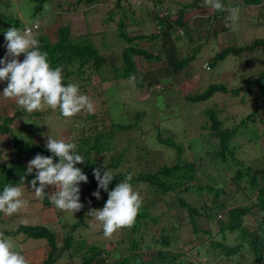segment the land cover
I'll list each match as a JSON object with an SVG mask.
<instances>
[{"label":"rangeland","instance_id":"374dc122","mask_svg":"<svg viewBox=\"0 0 264 264\" xmlns=\"http://www.w3.org/2000/svg\"><path fill=\"white\" fill-rule=\"evenodd\" d=\"M59 1L64 7L63 10L56 8ZM65 1L69 3L68 0ZM65 1L47 0L44 5L45 9L43 8L41 14L33 17L30 14L33 0L32 2L31 0H0V58L6 56L5 33L12 27L23 31L25 24L31 25L33 21H37L41 26V30L48 36L50 41H55L57 40L56 30L62 25H68L73 36L82 34L83 36L90 37L92 43L99 49L103 57L104 63L101 72L99 74H89L88 80L91 84L87 85V90L83 93L91 99L97 109L99 121L96 126H98L99 130L96 128L95 130L105 133L114 129L113 124L133 123L132 127L135 128V133L138 132L135 135L130 129L118 130L115 125L116 129L112 133L115 147L121 149L126 146L128 152H130V157L125 158V163L123 164L135 163L137 159H135L134 153L135 151L136 153L139 152V149H143V152H147L152 156L155 154L159 163L170 160L175 154L174 148L165 147V144L159 141L160 136L167 141H172L173 139L174 142L176 141L175 143L178 142L177 144L184 146L183 155L189 159H193L201 168V172L199 171L198 175H200L203 185H206L208 181L206 180L208 174L218 176L222 167L215 163L212 152V148L217 145V142L216 138L209 134L210 130L204 127L210 122L205 112L208 109L217 111L218 118L222 121L221 127L223 129H230L233 123H238L239 119L246 116L252 110V99L264 104L256 88L251 89L248 93L245 92V82L243 81L244 79L248 80L257 76L262 70L261 61L263 57L259 51L252 53L244 51L239 56L230 53L224 59L216 60L215 69H204L202 65L204 62H209L211 58H214V56L223 50L246 46L252 39L263 37L264 7L259 6L261 7L260 10L258 6H251L245 0H221L225 9L232 7L239 9L238 20L233 24L227 19V11H216L210 7L205 8L202 6V0H160V2L142 0V4L146 5V7L148 6L147 8L149 9L168 8L170 20L179 17L180 10H182V20L186 25L182 29L172 27L168 31L170 37L162 40L160 31L164 28L161 25H155V21L152 20L153 11L150 14V10L147 13L145 9L137 7L134 9L133 15L128 14L135 19L134 23H131L130 19L126 17V26L123 29L129 37H136L131 44L139 47L143 46L150 53L154 51L158 52L156 47L163 45L168 56L173 55L178 59L187 57L199 45V48L195 51L194 59L182 68V73H186L187 66L190 69L188 74L183 78L171 76L168 61L164 57V51L159 53L161 57L158 60L151 59L148 61L143 56L134 55L133 60L136 67L143 71V73L148 74L149 78L145 77L154 83L150 86L152 88L145 91L146 87L137 89L131 79L120 76V72L124 68L122 61L123 48L129 45V42L121 36L118 29L120 19L118 9L122 6L126 8V3L123 2L120 6H117V0H80L75 6L78 0H71L74 1V5H70L69 10L66 11L65 6L67 4ZM132 2L134 4L139 3L138 0H132ZM187 2H193V5L191 7H184V4ZM18 6L21 8V14L20 10L17 13H13L18 9ZM129 12L131 10H127V13ZM47 14L53 15L49 16V20L53 18V21H55L56 19L54 24L53 22L49 23L47 19L46 22L44 21V15ZM110 16L113 19H109ZM36 32L37 30L32 31L34 35ZM150 32L159 33L160 35L152 41L147 37H143L149 35ZM177 33L179 35L178 38ZM139 36H142V38H138ZM195 68H197V71L195 70L194 75L189 77L191 71ZM116 71H118L117 75L120 76L118 79H116ZM168 83L172 84L171 92L173 93L174 91L173 94L177 93L178 95L173 99L172 103L167 100L169 91L166 89L169 88L165 86ZM214 83L224 85L226 91L223 93L216 92L210 98L195 104L186 98L188 95L191 96L197 92H203ZM106 88L109 89L103 94L102 91ZM162 92L164 93V97L162 96ZM0 93V96H2V92ZM156 93L160 95L156 96ZM124 95L125 102L123 100ZM243 100L244 102H242ZM13 101L15 100L9 98L6 104ZM182 103L190 109L183 107ZM108 104L109 116H106L105 123H101L102 110ZM16 107L23 109L18 105L14 108L7 107V110L0 108V117L5 118L12 115V110ZM138 110H140L141 116L139 115L136 120L134 119V115ZM43 113L44 115L40 113L38 115L35 114V111L33 113L25 112L20 118H14L11 121L12 126L23 127L17 131V134L29 146L39 144L40 142L46 145L47 135L66 140L75 137L78 133L81 125L78 123L79 119L76 121V115L71 118H65L60 114L58 108L56 110L45 108ZM263 113L264 105L260 107V112L255 117V122L240 127L238 133L233 135V145L238 146L237 150L235 149L234 151V156L245 164L249 162L253 169H264V160L262 159L264 135L262 126L258 120V117ZM85 122H81V124ZM139 123L142 125L140 129L139 127L137 128ZM140 130L145 132L139 133ZM1 138L3 140L6 139V135L0 132ZM196 140H199V143L195 142ZM3 149L12 151L8 149V145H5ZM95 155L96 153L92 154V156ZM106 155L102 158L103 165L106 166V171L112 173L114 168L107 167L111 163L108 158L110 157V152H106ZM22 158L26 163L30 160L26 154H22ZM209 171L211 173H208ZM228 171L227 176H231L233 172L232 168ZM87 184L90 185L92 182L88 181L86 188L80 192V203L83 207L75 214L57 209L52 203L51 198L46 197V200L51 201L61 223H68L69 225L77 224L74 231L62 228L63 237H66V232L71 233V235L73 234L71 243L74 250H84L87 243L101 244V246L105 247L104 249L109 251L105 256L110 260L116 254L117 258L131 255L133 252L130 248L133 238L131 228L119 229L109 238L104 236L103 224L96 217L93 218L95 221L88 226L87 222L89 221H87L86 217L95 216L93 210H100L105 204H98L97 198L92 195L93 192L97 191L98 187L94 188L90 185L89 188ZM132 186L141 195L142 204L154 201L150 197L155 195L152 186L140 183L137 186L136 184H132ZM222 187L224 193L221 195V202L226 205L225 209L237 205L229 201L230 195L236 188V185L225 181L222 182ZM168 195L161 196L158 203L155 204L156 206L152 209L151 216L164 212L169 214L167 218L170 220V223L174 219H178L176 222V232L180 236V240L177 244L183 245L184 243L183 247L185 246V251L193 248V242L191 241L198 243L206 238V235H202L201 233L197 235L193 233V224L197 228H210L215 232L216 225L212 219L206 220L204 219V215L201 214L195 215L191 221L187 210L179 207L178 203L174 202V198ZM212 196L207 191L203 195V190L200 193L189 189L182 193L183 199L196 206L199 213H202L205 205L214 203ZM105 198L106 203L108 195H105ZM154 198L157 199V197ZM39 201L43 202L41 199ZM36 207H39V205ZM88 212L90 213L88 214ZM223 217L224 213L222 212L216 215L217 219ZM41 218V214H30L28 216L21 214L20 219H13V217L9 216L7 220H4L7 223L4 228L12 229L16 224L23 222L38 223L41 221ZM0 222L2 223L1 216ZM245 222L250 226L255 225L253 218H247ZM159 224H166V222L160 221ZM0 226L3 228V225L0 224ZM60 244V241H58V245ZM45 245L48 246L46 242ZM156 252V249L150 248L145 257L149 259L154 258ZM69 261H72L73 264H78L80 257L77 255L73 257V260H69V254L65 252L62 258L55 264H66ZM97 264L102 263L99 262ZM261 264H264V261Z\"/></svg>","mask_w":264,"mask_h":264},{"label":"trees","instance_id":"16d2710c","mask_svg":"<svg viewBox=\"0 0 264 264\" xmlns=\"http://www.w3.org/2000/svg\"><path fill=\"white\" fill-rule=\"evenodd\" d=\"M47 0H31V10L30 14L35 17L37 14H41L44 5ZM94 1V0H87ZM138 4H134L132 0H117V6H120L123 2L126 3V8L122 6L118 9L120 15L119 19V30L121 36H123L129 45L123 48L122 61L124 68L120 72V76L123 78L131 79L134 86L138 89H144L148 91L151 84H154L151 80H148V74L143 73L139 70L135 61L133 60L134 55L143 56L146 60L155 59L158 60L160 52L164 51L165 59L168 61V68L171 76L174 78H183L188 74L190 70L187 66L186 73H182V68L187 65L195 57V51L199 48V45L195 47L193 51L187 57L178 59L175 56H168L163 45L157 46L158 52L154 51L150 53L145 47H139L135 44H131L136 37H129L123 29L126 26L125 18L128 17L131 23H134L135 19L129 15H133L134 9L137 7L140 9H145L148 13H152V20L155 21V25H161L164 29L160 31L162 37L165 39L170 37L168 32L172 27L181 28L186 25L182 20V10H180V15L174 20H170V11L168 8H152L149 9L146 5L142 4V0H138ZM80 2L78 0L75 6ZM155 2H160V0H155ZM247 4L251 6H262L264 7V0H245ZM19 5V4H17ZM70 5L68 3L65 8L66 11L69 10ZM192 3L184 4V7H191ZM58 9L63 10V5L59 2ZM261 10V7H259ZM21 11L20 6L13 12L17 13ZM51 10V6H50ZM127 10L131 12L127 13ZM129 14V15H128ZM109 19H113L112 16ZM159 32V31H158ZM160 34L151 33L147 36L151 41L155 40ZM177 33V38H178ZM35 37L39 40V48L41 52L47 53V59L50 67L60 68L63 75V83L67 84H77L79 86L80 93L86 92L87 85L91 84L88 80L89 74L101 72L103 65V57L100 51L92 43L90 37L83 36L82 34L78 36H73L68 25H62L57 29V40L50 41L48 36L39 28L35 33ZM138 38H142L139 36ZM154 45V43H153ZM244 51H249L250 53L259 51L263 60L261 61L262 70L257 74V76L243 80L245 82V92L248 93L251 89L256 88L259 92V97L264 101V36L261 38H254L246 46H241L237 48L226 49L219 52L214 58H211L208 64V69H215L216 60H221L226 57L227 54H232L239 56ZM173 53V51H171ZM22 61L24 55L21 54ZM195 70L191 71L189 77L194 75ZM116 79L120 76L117 75ZM115 75V74H114ZM147 78H146V77ZM147 82V84H146ZM112 86V85H111ZM169 91L167 100L172 103L173 99L178 96L177 93L173 94L170 89H172V84H167L165 86ZM109 88H106L102 93H106ZM151 91V90H150ZM149 91V92H150ZM226 87L220 83H214L206 88L201 93H195L194 95H188L186 98L190 102H200L210 98L216 92H225ZM163 93V92H162ZM156 96L160 94L156 93ZM164 97V93L162 95ZM125 95L123 96V100ZM150 97V96H149ZM108 98V97H107ZM110 99V98H109ZM166 102V99L164 98ZM244 102V100L242 101ZM252 110L244 117L239 119L238 123H233L230 129H223L222 121L218 118V112L212 109L206 110V115L210 122L204 127L210 130V135L216 138L217 145L212 148L215 163L222 167L218 176L208 174L206 177V185L201 183V177L199 171L201 168L195 163L193 159H189L183 155L184 146L177 144L172 141H167L159 136V141L165 144V147L174 148V156L166 161L159 163L156 155L153 156L147 152H143V149L134 153L135 163H125V158L130 157V152H128L127 147L118 149L115 147L113 141L112 133L115 131V125L118 130H128L130 129L135 133V128H133V123L128 124H113V128L108 132L97 131L98 126V114L96 106L94 105V112L88 114L85 111L77 114L76 121L78 120L79 131L73 138H68L65 141L74 142L77 144V152L84 157V162L79 163L76 167L80 168L82 172L88 177V181L92 182L90 184L94 188L98 187V182L93 175L94 169L99 168L101 175L105 171L106 166L103 165L102 158L107 156L106 152H110L111 161L110 165L114 169L112 174L114 176L113 180L108 186L109 191L115 188L119 182H123L125 178L131 174L132 179L131 184H144L146 186H152L155 192L152 197L151 203H143L138 211V215L135 219L134 225L131 227V232L133 238L131 241V249L133 252L131 255H124L117 258V254L108 259L106 253L108 250L101 244H88L84 250L78 249L74 250L71 243V238L73 234L66 232V237L60 241L58 245L57 236L55 231L49 229L45 224H16L12 229H6L4 226L7 224L4 219L1 218L3 228L0 226V232H3L6 237L16 236L22 234L25 238L34 239H45L49 246V252L45 259L40 264H55L62 258V255L67 252L69 254V260H73L74 256L79 255L80 262L78 264H261L264 261V169H253L252 165L247 162L246 164L234 156L235 149L238 146L233 145V135L238 133L240 127L246 126L248 123L255 122V117L260 112V107L264 104L258 103L256 100L252 99ZM94 104V103H93ZM183 107L189 108L184 103ZM17 105H11L9 107L14 108ZM126 109V108H125ZM190 109V108H189ZM14 110V111H13ZM12 110V115L6 116L5 118L0 117V132L7 136L4 142L0 141L2 146L10 145L11 152H6L0 145V192L3 191L6 185H23L30 184L31 180L35 178V170L31 174H27V163L23 161L22 154H27L28 157L33 159L37 154L43 156L53 157V154L46 148V145L33 144L29 146L28 143L19 137L17 131L22 129V126H12L11 121L14 118H20L26 111L24 109H19L16 107ZM137 110V109H136ZM129 111V110H128ZM135 118L140 115V110L136 111ZM44 115L43 111H35V114ZM43 113V114H42ZM104 113V114H103ZM109 104L102 110L101 123H105L106 116H109ZM144 115V114H143ZM141 116V115H140ZM264 113L258 117L260 125L262 126V132L264 135ZM135 120V122H136ZM86 121V122H85ZM90 121V122H89ZM81 122H85L81 124ZM76 123V124H78ZM96 126V127H95ZM142 127L140 123L137 128ZM95 128L97 130H95ZM145 131H141L142 133ZM108 138V140H107ZM195 142L199 143V140ZM189 145V144H188ZM191 145V144H190ZM218 148V149H217ZM92 156V154H95ZM262 159L264 160V152L262 154ZM29 160V161H30ZM54 163L59 162V157H53ZM168 162V163H167ZM132 164V165H131ZM121 168H119V167ZM232 168L233 172L231 176H227V173ZM214 169V168H213ZM228 171V172H227ZM208 173H211L210 171ZM21 177H24V182L21 181ZM228 181L231 184L236 185V188L232 191L230 195V202L236 203L237 205L227 207L221 202V195L224 193L222 182ZM87 184V187L90 188ZM37 187H39V182H37ZM141 187V186H140ZM80 192L86 188V183L81 182L79 184ZM98 189V188H97ZM191 189L192 191L200 192L203 190V195L205 191L212 194L214 203L211 205H205L202 213H199L197 207L190 202L186 201L182 197V193ZM45 191V190H44ZM100 199H97L98 204H105V195L108 192L103 189L99 190ZM105 194V195H104ZM171 196L174 198V202L178 203L179 207L185 208L187 214L190 216V220L194 219L195 215H204V219H212L216 225L215 232L210 228L200 229L193 224V233L206 235V238L200 242H193L192 249L186 250L185 245H178L180 236L177 234L176 222L178 219H174L172 223L167 218L168 213H160L151 216L152 209L156 206L159 199L163 195ZM46 197L49 198L46 191L42 196L44 202L46 203ZM154 197H157L155 199ZM48 203V202H47ZM222 212L224 217L217 219L216 215ZM90 212H88L89 214ZM1 216V213H0ZM247 218H253L255 221L254 226L248 225L245 220ZM160 221L166 222V224H159ZM77 224L61 223L60 228H65L66 230L74 231ZM6 227V226H5ZM187 244V243H186ZM156 249V255L154 258H146L145 255L150 249ZM75 251V252H74ZM194 251V252H193ZM112 256V255H111ZM66 264H73L72 261Z\"/></svg>","mask_w":264,"mask_h":264},{"label":"clouds","instance_id":"9594fccd","mask_svg":"<svg viewBox=\"0 0 264 264\" xmlns=\"http://www.w3.org/2000/svg\"><path fill=\"white\" fill-rule=\"evenodd\" d=\"M202 6L227 11V19L233 24L238 20L239 9H225L221 0H202ZM33 23L38 24L36 21ZM39 28L38 24L35 30ZM5 41L6 56L0 59V81H7V87L2 92L4 98L14 99L28 113L58 108L63 117L71 118L82 111L88 114L94 112L93 102L87 95L80 93L79 86L65 85L61 69L50 67L47 53L40 51L39 40L30 30L21 31L12 27L6 31ZM21 54L24 55L22 62L18 59ZM46 141V148L53 157H59V162L54 163L53 157L40 154L31 159L27 164V174L35 170V178L30 182L32 189L35 196L40 198L45 194L46 187L53 186L55 192L50 197L52 203L61 211L75 214L83 207L80 203L79 184L88 182V177L76 167L84 162V157L77 152V144L74 142L57 139L52 135H47ZM93 175L98 182V189L92 195L100 199V189L108 192L105 206L93 211L96 219L103 224L104 236L110 238L117 230L134 225L143 200L130 183L131 174L111 191L108 186L114 176L110 171L105 170L101 175L97 168ZM21 181L24 182V177H21ZM27 205L28 201L23 198L20 187L6 185L0 192V213L6 216L19 213ZM0 264H28L23 255L12 250V245L3 232H0Z\"/></svg>","mask_w":264,"mask_h":264},{"label":"crops","instance_id":"0c3cea01","mask_svg":"<svg viewBox=\"0 0 264 264\" xmlns=\"http://www.w3.org/2000/svg\"><path fill=\"white\" fill-rule=\"evenodd\" d=\"M68 1H69V3L71 2V4L74 5V1H71V0H68ZM65 2H66V4H68L67 1H65ZM21 12L22 11H20V14H21ZM49 16H53V15L52 14L44 15V21L46 22V19H47L49 21V23L53 22V24H54L56 22V19H55V21H53L54 20L53 18H51L49 20ZM33 22H35V21H33ZM45 22H44V24H45ZM23 23H25V22L23 21ZM56 33H57V30H56ZM4 58H5V56L3 58H0V59H4ZM18 59L22 62V56L21 55ZM5 87H7V81H1L0 82V92H3V89ZM3 99H6V98H4L3 95L0 96V108L1 109L7 110V107H9V105L11 106L13 104L14 105L16 104L15 101H13L11 103L9 102V104H6L8 99H6V100H3ZM9 101H11V100H9ZM6 139H7V136H6ZM6 139H4V140H6ZM4 140H3V138L0 139V141H2V142H4ZM0 145H1V143H0ZM2 147H4V146H2ZM8 149H10V145H8ZM6 152H11V151L6 150ZM26 156L28 157L27 154H26ZM17 187L21 188L22 193H23V198L28 201V205L22 211H20L19 213L13 214L11 217H13V219H20L21 214L27 215V216L30 214H35V215L41 214L42 218H41V221H39L38 223H36V222H23L22 224H45L49 229L55 231L56 236H57V241H61L63 239L62 229L60 228L61 221L58 219V216L54 210L53 205L51 204V201L47 200L48 203L47 202L45 203L44 199L42 197L37 198L35 196L34 190L32 189V186L30 184L18 185ZM45 191H46V193L50 199L51 195L54 194V192H55V188L53 186H48L45 188ZM39 199H41L43 202H40ZM37 205H39V207H36ZM8 217L9 216H6L4 213H1L2 219L7 220ZM93 218H95V216L86 217L87 221H89V222H87L88 226H90L91 223L93 221H95ZM28 220L32 221L30 219H28ZM57 232L59 233V235ZM8 239H9V242H12L11 243L12 250L16 251L18 253H21V255H23L26 258V260L28 261V264H40L43 261V259L46 258L47 254L49 252V246L45 245L46 241H43V239L25 238L22 234H18L16 236H10V237L8 236ZM87 245H88V243H87Z\"/></svg>","mask_w":264,"mask_h":264},{"label":"built area","instance_id":"2783aa9c","mask_svg":"<svg viewBox=\"0 0 264 264\" xmlns=\"http://www.w3.org/2000/svg\"><path fill=\"white\" fill-rule=\"evenodd\" d=\"M37 28H38V24H37V23H33V24H31V25L25 26L23 31H25V30H30V31L32 32L33 30H35V29H37ZM203 67H204V68H208V64L205 62V63L203 64Z\"/></svg>","mask_w":264,"mask_h":264}]
</instances>
